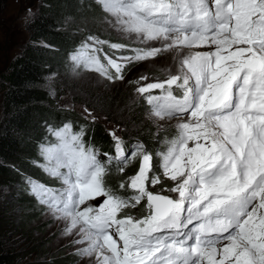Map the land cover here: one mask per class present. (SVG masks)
<instances>
[{
  "label": "snow or ice",
  "instance_id": "1",
  "mask_svg": "<svg viewBox=\"0 0 264 264\" xmlns=\"http://www.w3.org/2000/svg\"><path fill=\"white\" fill-rule=\"evenodd\" d=\"M96 2L129 43L88 35L70 71L114 83L129 65L169 55L163 78L129 83L158 129L175 134L163 150L137 141L129 151L111 129L110 154L86 142L83 125H47L34 163L59 186L25 177L27 193L90 264H264V0ZM113 166L125 176L119 190L106 183ZM142 202L143 215L129 214Z\"/></svg>",
  "mask_w": 264,
  "mask_h": 264
},
{
  "label": "trees",
  "instance_id": "2",
  "mask_svg": "<svg viewBox=\"0 0 264 264\" xmlns=\"http://www.w3.org/2000/svg\"><path fill=\"white\" fill-rule=\"evenodd\" d=\"M70 17L74 19L71 21L73 25H66L64 20ZM104 17L105 13L96 0H44L27 24L29 37L26 45L3 76L0 97V264H69L72 259V255L63 251L49 254L48 242L36 244L34 231L44 232L43 226H39L44 207L27 193L24 179L32 177L49 186L55 184L54 179L45 176L34 163H43L38 146L48 136L47 125L61 126L71 121L74 130L78 131L82 125L85 127L86 141L96 142L103 149L113 147V140L103 126L84 120L76 112L57 107L43 88L47 76H57L67 69L66 56L80 45L86 33L94 30V23ZM109 37L105 33L101 39L117 43ZM105 52L111 53L107 46ZM120 87L113 88L115 103L129 109L135 120L133 126L126 129L128 135L122 137L126 140L125 147L139 141L149 150H163L161 142L166 137L171 139L175 133L172 130H154V125L142 117L143 110H148L149 106L136 94V86L129 83L123 86L124 89ZM152 93L160 94V90ZM110 104L114 105L113 102ZM137 167L135 162L130 165L126 169L127 175L134 174ZM109 175L125 178L115 168ZM112 183V187L119 190L118 181ZM16 203L19 204L18 209H15ZM138 214H144L143 207L138 208ZM47 257L49 259L43 260Z\"/></svg>",
  "mask_w": 264,
  "mask_h": 264
},
{
  "label": "rangeland",
  "instance_id": "3",
  "mask_svg": "<svg viewBox=\"0 0 264 264\" xmlns=\"http://www.w3.org/2000/svg\"><path fill=\"white\" fill-rule=\"evenodd\" d=\"M43 1L44 0H3L0 4V97L2 93L1 88L4 85L3 76L8 73L11 61L26 45L29 37L27 24L34 15L35 11L39 9ZM29 9L32 10V16H29L28 14ZM106 17L107 14L105 13V17L99 22L94 23V30L86 33L84 38L88 35H96L101 38L106 33L111 36L109 38L116 40L117 43H129V41L121 33L115 31L106 22ZM107 19H111V17H107ZM71 21H74V19L70 17L65 19L64 23L66 25H73V22ZM71 27L72 26H69L68 28ZM99 31H101V33ZM130 46L136 47L138 45ZM108 50L109 52L112 51L110 49ZM121 54L130 55L131 53H116L117 56ZM66 58L67 69L61 71L60 74L58 73L57 76L55 74L54 76L52 75L46 77L47 82L43 85V88L46 92H48L50 99L57 107L63 108L68 112H76L82 116L84 120L91 121L90 117L86 119L88 114L84 112V108H88L92 115L97 117L95 122L92 123L100 124L104 127V130L107 133H109V130L115 129L121 137L128 135L126 129L131 128L129 126H133V122L135 120L130 114L129 109L124 108V106L121 107L116 105L117 101L113 98L115 95L113 88L121 86L120 88L124 89L123 86L129 84L128 81L138 80L141 75H148L150 79L147 82H153L155 77L163 78L161 69L167 68L171 65V57L167 54L148 61L134 63L128 66L130 68L125 71V79L123 81H116L113 83L107 81L98 73L88 70H81L78 74H73L70 71L68 56H66ZM132 95L133 98L137 99L135 93H132ZM131 100L133 101V99ZM132 101L129 104H131ZM112 102L114 105L110 104ZM149 111L150 109L143 110L142 117L152 123V125H154V130L158 131L157 123L154 122L153 119L149 118ZM158 123L164 125V128L160 130H172L175 133V129L172 128L170 124H165L163 121ZM171 123H174V121ZM124 141L126 143L125 139ZM131 141L132 140L128 142ZM114 168L115 167L113 166V169ZM47 177L49 178V176ZM121 179H123L122 176L108 175L106 177V183L112 187L113 181L117 180L118 183H120ZM168 186L170 185L164 183V187ZM150 190L158 191L159 188H151L150 186ZM120 191L121 194H125L123 190ZM129 192L130 190L128 193ZM143 203L144 202H142L141 205H138L135 209H130L129 212H133L134 214L132 215H138L137 209L143 207ZM18 206L19 204L16 203L15 209H18ZM39 222V226H43L42 228L44 232L39 233L38 231H34V235L38 241L36 244H40V242L43 241L48 242L46 246L49 248V254L59 251H63L65 254H70L72 255V259L69 264H90V259H94L88 257L82 258L75 255L77 247L82 246L73 245L71 243L73 237L63 235L64 223L62 221L55 220L47 213L45 208L41 212ZM38 230L41 231L42 229L38 228ZM47 259H49V257L44 258L43 260ZM38 260H42V258H38Z\"/></svg>",
  "mask_w": 264,
  "mask_h": 264
}]
</instances>
